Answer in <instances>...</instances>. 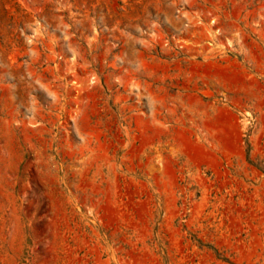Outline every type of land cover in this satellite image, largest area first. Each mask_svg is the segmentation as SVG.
<instances>
[{
	"label": "rangeland",
	"instance_id": "1",
	"mask_svg": "<svg viewBox=\"0 0 264 264\" xmlns=\"http://www.w3.org/2000/svg\"><path fill=\"white\" fill-rule=\"evenodd\" d=\"M0 264H264V0H0Z\"/></svg>",
	"mask_w": 264,
	"mask_h": 264
}]
</instances>
